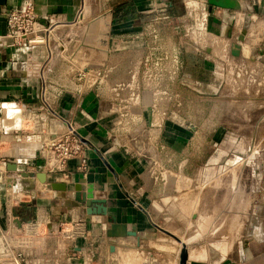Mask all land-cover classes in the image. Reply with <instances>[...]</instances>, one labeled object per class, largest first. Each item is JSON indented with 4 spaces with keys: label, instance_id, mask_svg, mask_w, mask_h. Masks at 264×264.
<instances>
[{
    "label": "crops",
    "instance_id": "0c3cea01",
    "mask_svg": "<svg viewBox=\"0 0 264 264\" xmlns=\"http://www.w3.org/2000/svg\"><path fill=\"white\" fill-rule=\"evenodd\" d=\"M28 1L52 27L44 43L11 47L6 15ZM235 1L0 0V264H15L8 237L23 264H179L183 245L200 264H264V0ZM71 131L82 156L53 172L45 146ZM240 161L251 169L243 230L210 253L217 239L193 230L221 226L222 213L237 226ZM42 174L81 184L108 215ZM219 178L224 190L206 187ZM37 219L41 236L18 247Z\"/></svg>",
    "mask_w": 264,
    "mask_h": 264
},
{
    "label": "built area",
    "instance_id": "2783aa9c",
    "mask_svg": "<svg viewBox=\"0 0 264 264\" xmlns=\"http://www.w3.org/2000/svg\"><path fill=\"white\" fill-rule=\"evenodd\" d=\"M82 13L79 14V17ZM78 17V18H79ZM202 18L207 20L208 10L205 8L202 12ZM8 34L3 39L9 41V46H22L24 43H44L45 33L49 32L52 25L49 22H42L39 17L36 7L30 1L26 2L22 7L11 10L6 15ZM240 76V75H239ZM47 151L46 163L53 172H62L65 170L69 160L82 156L83 143L77 138L73 131L68 133L61 140H52L46 146ZM83 165H86V158H82ZM86 169V166H84ZM44 221L37 219L35 222H30V226L24 228L21 237L16 241L18 247H23L34 242L41 236V228ZM75 226V224H74ZM76 235H80L79 230H74ZM34 245V244H33ZM29 246V245H28ZM15 246L11 244L8 238L5 239L3 254L11 258L15 264H23L26 261L23 253L16 252Z\"/></svg>",
    "mask_w": 264,
    "mask_h": 264
},
{
    "label": "rangeland",
    "instance_id": "374dc122",
    "mask_svg": "<svg viewBox=\"0 0 264 264\" xmlns=\"http://www.w3.org/2000/svg\"><path fill=\"white\" fill-rule=\"evenodd\" d=\"M194 0H192L193 2ZM189 42L190 43H196L198 42V36L197 35H191V37L189 38ZM199 62H197V60L194 58L190 59V72L193 76H197L200 74L199 70L197 69V65ZM175 104L177 105V101L174 100ZM241 150L243 152H246L247 148L245 146H242ZM255 161V160H254ZM256 165V162H255ZM254 168V167H253ZM248 170H251L249 168L246 167L245 165V161H240L239 163H237V165L233 168H231L229 171L232 174H236L237 179L233 181V184L235 182V185H237V190H238V195H237V205H238V215H237V226H225L224 225V219L225 216L223 213L220 216V223L222 224L221 226H216V227H200V228H194L193 231H198L199 229V233L201 234V236L203 235V233H205L208 237L210 236L211 239H217L216 241H212L210 242V244L205 243L206 247H210V253L213 251L212 249L214 248H218V246L220 247L221 250V254L224 256L225 254L228 253L230 246L234 245L235 242L242 233L243 230V224L245 221V204H246V194H245V185H246V173H248ZM230 175V173H229ZM223 179L219 178L217 180H207V185L206 187L208 188H218V190H220L222 188V190H224L223 188ZM218 186V187H217ZM254 201L256 203V199L257 196H259V188H260V184L259 182L255 179L254 180ZM220 188V189H219ZM240 192H243L240 193ZM216 199H222L224 198V195H216L215 196ZM231 218V217H230ZM229 219V218H228ZM229 222V221H228ZM221 241V242H219ZM177 243L174 242V247L177 248ZM204 245V244H203ZM216 246V247H215ZM208 248H204L203 251L208 252V250H206ZM217 253V251H216Z\"/></svg>",
    "mask_w": 264,
    "mask_h": 264
},
{
    "label": "water",
    "instance_id": "95a60500",
    "mask_svg": "<svg viewBox=\"0 0 264 264\" xmlns=\"http://www.w3.org/2000/svg\"><path fill=\"white\" fill-rule=\"evenodd\" d=\"M210 4V11L213 10L215 6L218 7H223V8H235L237 6L236 1L234 0H208ZM16 166H14V170ZM40 179H42V182L47 184V187L50 189H53L55 191H74L76 192V200L77 203H85L87 208L86 212L89 215H102V216H107L108 215V208L105 205L106 202L104 200H96L93 198H86L85 196H81V193L83 191V186L81 184H66V183H61V184H56V183H46V176L42 174L40 176ZM89 182H94V179L91 178V176L88 178ZM117 225L113 226L116 227ZM117 228V227H116ZM119 230L118 233H114V236H136V232H131L128 230H123V227H118ZM171 235V234H170ZM176 241L180 242L179 238H177L174 235H171ZM114 248H112L113 250ZM179 264H200L196 263L194 261H189V254L187 251V248L185 245L182 246L181 248V254H180V262Z\"/></svg>",
    "mask_w": 264,
    "mask_h": 264
}]
</instances>
